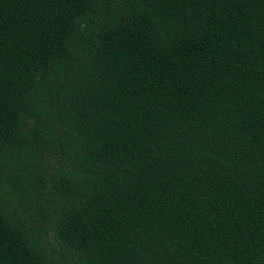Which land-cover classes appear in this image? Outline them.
I'll return each mask as SVG.
<instances>
[{"label": "trees", "instance_id": "1", "mask_svg": "<svg viewBox=\"0 0 264 264\" xmlns=\"http://www.w3.org/2000/svg\"><path fill=\"white\" fill-rule=\"evenodd\" d=\"M0 264H264V0H0Z\"/></svg>", "mask_w": 264, "mask_h": 264}]
</instances>
